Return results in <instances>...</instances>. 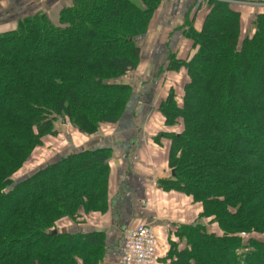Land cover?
<instances>
[{
    "label": "trees",
    "instance_id": "16d2710c",
    "mask_svg": "<svg viewBox=\"0 0 264 264\" xmlns=\"http://www.w3.org/2000/svg\"><path fill=\"white\" fill-rule=\"evenodd\" d=\"M160 1L73 0L58 24L38 12L0 34V264L87 263L95 237L55 233V224L105 196L107 152L69 156L19 183L12 175L56 134L57 118L85 135L121 119L131 87L110 81L137 69L136 39ZM210 7L202 30L187 36L193 58L171 61L189 77L183 106L170 93L160 112L168 129L180 128L164 133L175 172L166 188L201 204L221 234L181 226L167 260L264 264V14L241 38L240 15Z\"/></svg>",
    "mask_w": 264,
    "mask_h": 264
},
{
    "label": "crops",
    "instance_id": "0c3cea01",
    "mask_svg": "<svg viewBox=\"0 0 264 264\" xmlns=\"http://www.w3.org/2000/svg\"><path fill=\"white\" fill-rule=\"evenodd\" d=\"M62 1L0 0V34L14 30L19 19L42 10L49 12ZM232 2L233 11L240 15L241 38L246 37L256 17L264 14V0ZM210 11V4L203 0H162L148 33L136 40L141 51L137 69L120 81L132 88L121 119L115 124H101L94 135L81 133L67 120L59 125L54 137L59 139V147L48 152L53 157L44 166L84 153L106 151L109 155L105 196L92 209L80 208L76 218L66 219L59 230L75 239L95 237L96 242L88 248L96 253L86 254V264H122L124 232L140 224H148L156 232L158 264H168L170 244L176 242L179 227L201 223L212 231L209 221L201 217V204L166 188L173 174L169 166L170 141L162 135L178 133L180 128L168 129L160 112L170 93H174L180 107L183 105L189 77L184 68L171 65V61L193 58L198 48L185 37V29L192 27L200 32ZM77 261L84 264L81 259Z\"/></svg>",
    "mask_w": 264,
    "mask_h": 264
},
{
    "label": "rangeland",
    "instance_id": "374dc122",
    "mask_svg": "<svg viewBox=\"0 0 264 264\" xmlns=\"http://www.w3.org/2000/svg\"><path fill=\"white\" fill-rule=\"evenodd\" d=\"M72 1L73 0H63L56 8H54L53 10H50L49 12H46V11H44V10H42L41 12L42 13H45L51 20H52V22L53 23H55V24H58V14H59V12H60V10L62 9V8H66V7H70L71 6V4H72ZM134 2H137V4H138V2H140V0H133ZM162 1V0H161ZM161 1H160V3H161ZM203 1H205L206 3H208V4H210L212 1H214V2H219V3H222L223 5H226L229 9H231L232 11H233V9H232V7H231V5H232V3H234V2H232V0H203ZM264 5V4H263ZM262 5V6H263ZM160 6V4L158 5V7ZM158 9V8H157ZM156 9V10H157ZM155 13V12H154ZM57 16V17H56ZM153 17V16H152ZM152 17H151V20H152ZM257 18V17H256ZM20 20V19H19ZM151 20H150V22H151ZM241 20V19H240ZM18 23V22H17ZM17 23H16V25H17ZM149 26H150V23H149V25H148V27H147V31L143 34V35H141V36H139L137 39H140V38H142V37H144L147 33H148V31H149ZM245 26H247V25H245ZM191 29H192V27H189V28H187V29H185V32H184V35H185V37H189L191 34H192V32L193 31H191ZM244 31H245V29H244ZM254 32V27L253 26H251V34ZM250 34V35H251ZM241 37H242V34H241ZM136 39V40H137ZM140 54H141V51H140ZM140 60V59H139ZM129 73V72H128ZM127 73V74H128ZM126 74V75H127ZM125 75V76H126ZM124 76V77H125ZM122 78L123 77H121V78H119V79H117V80H113V81H110V83H112V84H119V85H124V84H122V83H120V81H122ZM131 96H132V88H131V95H130V99H131ZM130 99H129V101H130ZM175 99H176V97H175ZM128 101V102H129ZM178 103V102H177ZM179 105V104H178ZM183 106V105H182ZM127 107V106H126ZM64 119L65 120H67L68 121V119L67 118H65L64 117ZM64 119H61L60 117L59 118H57V122L54 124V130H55V132H56V134H54V135H50V134H48V135H46L43 139H42V142H41V145L40 146H37L35 149H34V151H33V153H32V155L30 156V158L23 164V166L20 168V169H18V170H16L15 172H14V174L12 175V180H13V182H15V183H19V182H22V181H24V180H26L27 178H29V174L31 173V172H33V171H35L34 173H36V170L37 171H39V170H42V169H44L46 166H44V164L45 163H47L48 162V159H49V157L50 156H52V154H50V153H48L51 149H53V148H55V149H58V147H59V139H54V137H56L57 135H58V133H59V125H60V123H61V121H63ZM69 122V121H68ZM76 129V128H75ZM78 130V129H77ZM167 134V133H166ZM166 134H163V135H165V136H163L162 135V137L163 138H166ZM168 135H170V134H168ZM167 135V136H168ZM44 143L46 144V147L44 148L43 146H44ZM54 153V152H53ZM53 155H55V154H53ZM53 157V156H52ZM57 161H60V159L58 160V159H56V161L55 162H57ZM54 162V163H55ZM39 169V170H38ZM174 170H172V172H173ZM70 219V218H69ZM71 220H74V218L73 219H71ZM62 222V223H61ZM66 224V218H64V219H62L61 221H59V222H56V224H55V227L57 228V230H56V232L57 231H59L61 228H64V225ZM210 224V223H209ZM210 225H212V231L213 232H215V233H218V234H221V232L219 231V229H218V226H217V224H210ZM218 229V230H217ZM219 231V232H218ZM240 236L243 238V239H245V242H247L246 240H248V237L249 236H247L246 235V233H241L240 234ZM262 239V238H261ZM173 262H175V261H173ZM168 264H171V261H168Z\"/></svg>",
    "mask_w": 264,
    "mask_h": 264
},
{
    "label": "built area",
    "instance_id": "2783aa9c",
    "mask_svg": "<svg viewBox=\"0 0 264 264\" xmlns=\"http://www.w3.org/2000/svg\"><path fill=\"white\" fill-rule=\"evenodd\" d=\"M158 240L154 228L140 224L124 232L122 264H158Z\"/></svg>",
    "mask_w": 264,
    "mask_h": 264
},
{
    "label": "water",
    "instance_id": "95a60500",
    "mask_svg": "<svg viewBox=\"0 0 264 264\" xmlns=\"http://www.w3.org/2000/svg\"><path fill=\"white\" fill-rule=\"evenodd\" d=\"M63 122L65 123L66 120L64 119ZM172 174H173V176H174V175H175V172L173 171ZM55 233H56V231H55Z\"/></svg>",
    "mask_w": 264,
    "mask_h": 264
}]
</instances>
